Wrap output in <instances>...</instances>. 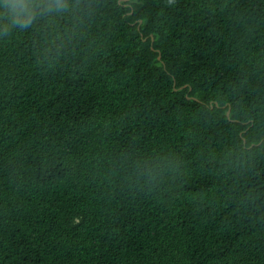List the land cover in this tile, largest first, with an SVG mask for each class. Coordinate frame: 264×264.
<instances>
[{
	"label": "trees",
	"instance_id": "1",
	"mask_svg": "<svg viewBox=\"0 0 264 264\" xmlns=\"http://www.w3.org/2000/svg\"><path fill=\"white\" fill-rule=\"evenodd\" d=\"M69 3L0 18V264H264V0Z\"/></svg>",
	"mask_w": 264,
	"mask_h": 264
},
{
	"label": "clouds",
	"instance_id": "2",
	"mask_svg": "<svg viewBox=\"0 0 264 264\" xmlns=\"http://www.w3.org/2000/svg\"><path fill=\"white\" fill-rule=\"evenodd\" d=\"M13 7L6 14H0V18L7 20L4 24V33L7 34L10 27L31 24L36 13V7L43 6L45 12H66L70 8L69 0H41V5L32 6L31 0H7Z\"/></svg>",
	"mask_w": 264,
	"mask_h": 264
},
{
	"label": "water",
	"instance_id": "3",
	"mask_svg": "<svg viewBox=\"0 0 264 264\" xmlns=\"http://www.w3.org/2000/svg\"><path fill=\"white\" fill-rule=\"evenodd\" d=\"M161 57H162V55L161 54H159V59H161ZM229 115V114H228Z\"/></svg>",
	"mask_w": 264,
	"mask_h": 264
}]
</instances>
